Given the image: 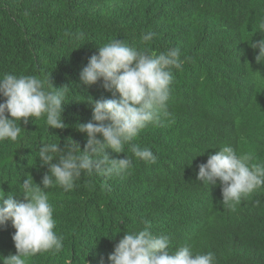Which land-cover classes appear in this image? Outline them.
<instances>
[{
    "label": "trees",
    "instance_id": "1",
    "mask_svg": "<svg viewBox=\"0 0 264 264\" xmlns=\"http://www.w3.org/2000/svg\"><path fill=\"white\" fill-rule=\"evenodd\" d=\"M262 19L264 0H0V75H34L57 88L69 86L65 128L33 117L21 122L17 141L0 142V191H15L18 199L27 175L40 184L50 174L40 166V144L63 147L71 136L83 149L87 134L75 126L92 120L89 101L111 98L102 80L80 82L99 46L119 39L156 54L179 47L187 57L183 70L172 69L169 115L133 141L149 147L156 163L136 159L127 145L123 153L109 148L110 158H132L131 174H82L70 191L50 188L54 230L64 247L27 264H101V257L110 264L115 244L126 231L142 229L145 219L154 233L169 236L170 250L189 245L213 252L215 264H264V186L233 212L223 206L219 182L197 180L199 165L225 145L264 162V64L250 46L264 38ZM149 31L154 37L142 45L141 33ZM14 232L10 221L0 226V258L16 253Z\"/></svg>",
    "mask_w": 264,
    "mask_h": 264
},
{
    "label": "clouds",
    "instance_id": "2",
    "mask_svg": "<svg viewBox=\"0 0 264 264\" xmlns=\"http://www.w3.org/2000/svg\"><path fill=\"white\" fill-rule=\"evenodd\" d=\"M259 29L264 33V19ZM83 36L82 32L76 34L77 39ZM153 37V32L141 33V44H147ZM250 46L259 50L256 62L264 64V38L252 40ZM186 59L179 47L156 54L119 39L99 46L98 55H92L82 69L80 82L90 86L102 80L112 96L89 101L92 120L75 126L87 134L83 149L71 136L65 139L63 147L60 142H42L38 148L39 163L47 166L50 174L46 173L40 184L27 175L19 186L23 199H18L15 191H0V226L11 222L17 250L2 256L3 264H27L28 258L39 253L55 254L63 249L64 237L54 230L56 221L47 194L50 188L58 186L70 191L82 174L95 173L108 178L131 174L132 158L128 155L110 158L106 149L123 153L127 145L136 159L156 163L157 157L149 147L133 141L149 125L161 126L169 115L172 69L183 70ZM68 92V85L57 88L51 79L8 72L0 75V96L4 98L0 102V142L17 141L22 130L19 125L28 124L33 117H43L49 128H65L63 105ZM256 159L251 153L238 154L232 146L225 145L199 165L197 180L210 185L219 182L223 206L234 212L242 200L264 186V162L257 163ZM260 203L254 201L256 206ZM141 223L142 229L126 231L115 244L108 255L110 264H215L211 251L195 252L189 245L170 250L168 235L154 233L149 220ZM103 261L101 257V264Z\"/></svg>",
    "mask_w": 264,
    "mask_h": 264
}]
</instances>
